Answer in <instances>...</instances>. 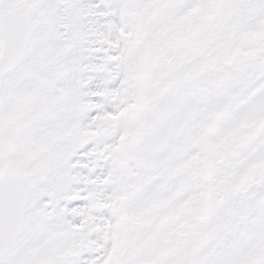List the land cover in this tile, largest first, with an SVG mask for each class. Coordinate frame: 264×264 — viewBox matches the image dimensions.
Wrapping results in <instances>:
<instances>
[{
    "label": "snow or ice",
    "instance_id": "obj_1",
    "mask_svg": "<svg viewBox=\"0 0 264 264\" xmlns=\"http://www.w3.org/2000/svg\"><path fill=\"white\" fill-rule=\"evenodd\" d=\"M0 264H264V0H0Z\"/></svg>",
    "mask_w": 264,
    "mask_h": 264
}]
</instances>
